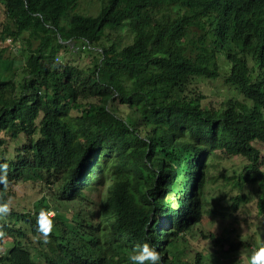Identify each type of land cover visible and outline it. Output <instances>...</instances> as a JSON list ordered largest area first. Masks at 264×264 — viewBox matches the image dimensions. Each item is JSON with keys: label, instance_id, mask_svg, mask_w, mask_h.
Instances as JSON below:
<instances>
[{"label": "trees", "instance_id": "16d2710c", "mask_svg": "<svg viewBox=\"0 0 264 264\" xmlns=\"http://www.w3.org/2000/svg\"><path fill=\"white\" fill-rule=\"evenodd\" d=\"M80 2L0 0V54L9 38L23 57L6 60L0 75V202L10 207L0 226V264H82L86 226L69 217L62 186L76 181L82 158L95 177L103 150L116 152L103 198L127 196L145 208L171 193L164 207L175 221L172 240H185L206 216L222 230L207 243L220 252L234 233L230 218L264 215V69L256 45L241 49L248 36L236 29L234 0H97L91 13ZM245 20L254 34L256 16ZM70 44L78 53L62 55ZM89 54L86 65L74 59ZM198 77H222L243 99L213 103L193 82ZM220 159L241 168L216 173ZM216 178L220 190L203 202L205 182ZM12 197L31 210L12 211ZM41 211H54L46 240L37 231ZM20 218L29 223L24 241L11 236ZM156 235L159 245L163 235L152 227L148 236ZM167 251L161 264H182Z\"/></svg>", "mask_w": 264, "mask_h": 264}, {"label": "clouds", "instance_id": "9594fccd", "mask_svg": "<svg viewBox=\"0 0 264 264\" xmlns=\"http://www.w3.org/2000/svg\"><path fill=\"white\" fill-rule=\"evenodd\" d=\"M232 7L240 11L239 24L236 29L244 31L248 36L241 49L249 50L252 45H256L258 60L264 69V0H234ZM248 15L256 16L258 25L254 34L251 33L253 26L247 24L245 20ZM11 41L8 38L4 46H9ZM233 90L236 94L228 97V101H224L225 105L229 100L243 99L240 87L234 86ZM97 155L96 165L100 169L95 177L90 163L82 158L73 171L76 181L72 185L66 183L62 186L63 192L69 190L68 195L65 196L72 204L69 217L86 226L82 235L83 239L81 238L82 264L85 262L86 264H101L104 259H100V256L111 259L114 263L119 260L121 264H161L162 255L169 253L167 250L170 252L174 250L182 259L180 260L182 264H264V215L259 221L252 220L250 216H246V219L230 218L234 233L225 241L220 252L207 245L211 232L220 234L222 231L216 227L215 219L210 217H207V222L214 225V228L201 232L203 239L201 244L191 246L190 241L197 234L196 225L201 224L204 217L185 234V240H172V235L175 233V221L170 218L171 211L165 209L164 205L173 200V194L163 195L161 205L153 203L145 208L140 204L134 207L127 196L103 198L101 192H106L107 186L113 184L109 178L108 169L110 165H113L112 160L116 152L103 150ZM99 157H101L100 160H98ZM223 160L225 159L216 160L215 168ZM5 168L6 165H0V184L6 180V175L3 174ZM211 173L214 174L212 171ZM221 183V178H216L212 183L205 182L203 202L207 203L212 200L220 190ZM93 187L100 188V191L92 201H88V198H84V194L89 191L93 192ZM77 190L81 193L76 194ZM12 198H9V203ZM76 201L82 206L76 204ZM104 204L106 206L103 208ZM25 210H31L26 202L24 208L16 212ZM9 211L8 202H0V226L7 221ZM53 213L54 211H41L36 218L37 231L45 240L53 230ZM228 213L230 215V212ZM28 226V220L20 218L13 227L11 236H16L19 241L26 240L29 235ZM152 227L159 229L163 235L162 243L159 245L156 244L157 235L153 239L148 236ZM256 234L258 239L255 238ZM232 243L233 245H230Z\"/></svg>", "mask_w": 264, "mask_h": 264}, {"label": "rangeland", "instance_id": "374dc122", "mask_svg": "<svg viewBox=\"0 0 264 264\" xmlns=\"http://www.w3.org/2000/svg\"><path fill=\"white\" fill-rule=\"evenodd\" d=\"M93 1V2H91ZM97 0H81L80 2V6H78V8L82 11H86V12H93L94 11V7L93 3L96 2ZM4 17V13H2V9L0 7V20H3ZM193 36L195 35V32L192 34ZM33 44L31 45V47H34L35 44L37 43V39L32 40ZM1 44V42H0ZM9 46H5L7 48L6 51L2 52L0 54V75L3 76L4 74H2V70H4V65L6 64V60H14L16 63L22 61V52L17 51V44L18 43H14L13 41H11L9 43ZM22 44V43H21ZM2 46L4 47V43L2 44ZM22 46L24 47V45L22 44ZM2 47V48H3ZM73 46L70 44L69 48H66V51L61 52L62 55L67 56L70 53H78L77 48H72ZM1 48V46H0ZM85 53H87L85 51ZM91 57V55L89 54V56H86L84 58L83 61H81L77 55L74 56V59L77 60V62L79 64L82 65H86L88 63V59ZM196 86H198L201 90L202 93L205 95L206 99L209 101H213L214 102H218L221 99H227L228 97L235 95L236 92L235 90L231 89L232 87H229L228 84H226L223 81L222 77H217L214 79H207V78H196L194 79V81ZM224 102V100H223ZM262 158H263V165L262 167L264 168V153L262 154ZM241 168V164L239 163L238 160L235 159H226L223 160L221 163L217 164L215 170L216 172H222L223 169L227 170L228 172H238ZM233 173V174H234ZM231 175V174H230ZM93 192H87L86 194H84V198H88V201H92L94 199V197L97 196V194L100 191V188L97 187H93L92 188ZM245 190L247 192H250L252 194L255 193L254 188L248 186L245 188ZM25 205V200L21 199L19 197H14L12 198V201L10 203V206L12 207V209L16 210V211H20L24 208ZM260 216H256L254 218H251L252 220H256L258 219ZM214 228V225H211L207 222V217L205 216L201 222V224L196 225L195 227V231L197 232V234L192 238V240L190 241V245L191 246H195L196 244H201L203 242L202 239V233L201 232H207L208 230H212ZM255 238L258 239V235H255ZM254 239V237L252 238ZM218 254V253H216Z\"/></svg>", "mask_w": 264, "mask_h": 264}]
</instances>
